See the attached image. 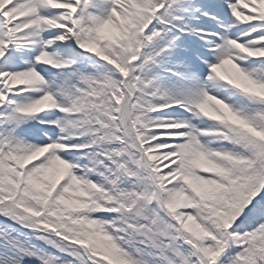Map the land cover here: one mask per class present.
<instances>
[{"label":"snow or ice","instance_id":"snow-or-ice-1","mask_svg":"<svg viewBox=\"0 0 264 264\" xmlns=\"http://www.w3.org/2000/svg\"><path fill=\"white\" fill-rule=\"evenodd\" d=\"M0 264H264V0H0Z\"/></svg>","mask_w":264,"mask_h":264}]
</instances>
